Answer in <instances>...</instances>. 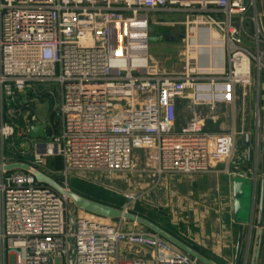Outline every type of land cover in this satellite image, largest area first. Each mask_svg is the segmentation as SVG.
Masks as SVG:
<instances>
[{
	"label": "built area",
	"instance_id": "built-area-1",
	"mask_svg": "<svg viewBox=\"0 0 264 264\" xmlns=\"http://www.w3.org/2000/svg\"><path fill=\"white\" fill-rule=\"evenodd\" d=\"M158 13L183 17L173 20L184 27V63L174 73L149 58V16ZM263 78L256 0H0V264H121L122 243L150 249L149 259L127 264H196L153 231L73 211L70 197L33 170L44 172L55 151L65 180L72 172L228 171L238 133L209 131L196 113L179 125L178 100L234 106L239 89ZM47 102L57 129L37 115ZM18 121L26 136L11 157ZM42 124L45 137L32 138L30 127ZM135 149L147 151L150 167L135 165ZM27 154L30 170L4 169Z\"/></svg>",
	"mask_w": 264,
	"mask_h": 264
},
{
	"label": "rangeland",
	"instance_id": "rangeland-1",
	"mask_svg": "<svg viewBox=\"0 0 264 264\" xmlns=\"http://www.w3.org/2000/svg\"><path fill=\"white\" fill-rule=\"evenodd\" d=\"M257 9L264 33V0H257ZM165 16L166 14L161 13L149 16L148 51L162 71H178L182 67L179 56L184 49L182 37L169 41L166 27L172 22H153L154 18L162 19ZM174 16L175 19H183L177 14ZM259 88L256 83H253L245 89H239L234 106L225 102L217 103L214 107L194 106L197 108L193 112L190 111L191 113H188L185 103L179 107L177 113L179 125L189 121L196 113L203 120V126L207 130L228 132L235 129L238 133L228 171L224 172L226 177L232 172L245 168L247 164L245 137L257 130L258 119L261 125L264 122V91L262 85L260 90ZM49 106V103L39 105L37 115L42 121L49 118L53 128L57 129V117L54 112H51ZM6 119L12 120L13 118L8 115ZM17 124V134L9 141L8 152L11 157L12 149L21 150L26 136L21 123L18 121ZM20 154L21 152L16 156L19 157ZM133 158L138 168L151 166L146 150L135 149ZM40 168L51 178L60 183L66 182L71 190H77L84 196L117 208H125L129 212L148 218L190 244L195 245L197 241L203 242L205 246H199L202 250L222 247V243H225L224 235L227 233H230V236L227 235L229 238L225 246L227 245L226 247L230 250L237 246V228L233 221V196L229 185L221 186L224 180H221L220 188L217 182L212 187H204L206 183L197 180V177L172 173L159 176L152 173L108 175L72 172L65 180L62 174V161L55 151L50 153ZM247 182L251 189L249 194H251L253 182L251 180ZM128 192L135 193L137 197L132 204H128L125 198ZM79 213L84 214L85 212L79 211ZM123 223L126 230L151 231L146 226L139 223L135 225L127 219ZM262 246H264V240ZM195 263L198 262L195 260Z\"/></svg>",
	"mask_w": 264,
	"mask_h": 264
},
{
	"label": "crops",
	"instance_id": "crops-1",
	"mask_svg": "<svg viewBox=\"0 0 264 264\" xmlns=\"http://www.w3.org/2000/svg\"><path fill=\"white\" fill-rule=\"evenodd\" d=\"M178 16H181V15H178ZM174 17L175 16L166 15L165 18H162V20L172 22L169 25L167 24L168 26L166 27L167 28L166 31L168 34L167 39L169 41L177 40V38L180 39V37H183V34H184L183 25L173 22V20H178V19H175ZM178 21H181V19H179ZM153 38L155 39L154 36H153ZM169 44L175 45L176 43H169ZM182 45L184 47L183 43H182ZM148 54H149L150 60L154 63H157L153 59V57L149 51H148ZM179 54H180L179 56L181 58L182 65H183V63H184V49ZM164 72L174 73L177 71H164ZM261 85L263 86V91H264V78L262 79V82L260 84V88H261ZM260 88H259V90H260ZM184 103L187 106L188 113L193 112L195 110V108H197V107H194L195 105L192 103V101L190 99H180V100H178L177 113H178L180 105H182ZM189 117H190V115H189ZM258 124H260L259 119H258ZM263 131H264V122L262 125L260 124V127L258 130H256L254 133L252 132V134L249 135V137H250L249 144L247 143V139L245 137V139H246L245 140L246 141L245 154L247 155V164H246L244 169H239L236 172H232V174L230 176L227 175L228 177H226L224 172H222V171H214V172H210V173H201V174L190 175L194 178L197 177V180H200L203 183H206L204 185V187L205 186L206 187L207 186L212 187V185H214L215 182H217V185L219 183V188H220V183L222 182L221 180H224L223 185H221V186L226 187L229 185L231 192H232V196H233V177H234V175H240L241 177H246L248 180H251L253 182V189L256 191L255 192V199H254V208H253V223L251 224L249 222H246L243 224L244 225L243 226V236H242L241 248L239 250V255L237 254V249H238L240 223L235 221L234 210H233V221H234L236 228H237V240H236L237 246L232 250L227 248L226 247L227 245L225 246V244L228 242V238H229L227 235L229 234V236H230V233H227L224 235L225 243H222V245H223L222 247H220V248H208L207 251L199 248L200 245L205 246V244L203 242L197 241L198 243H196L195 245L190 244V243L186 242L185 240H183L182 238L171 233L174 236L178 237L180 240L184 241L185 243H187L188 245L193 247L195 250L200 252L202 255H204L205 257H207L211 261H213L215 264H250L251 263L252 251H253V246H254V239H255V234H256V230H257V220H258V216H259L260 185H261L262 178H264ZM216 132H223V131H216ZM225 178L227 179V183H226ZM205 190L207 191V188H205ZM232 207H233V201H232ZM131 222H133V221H131ZM263 222H264V218H263ZM149 257H150V249H148L146 247H140V246L130 245L127 243H122L120 246V249H119V258H120L121 264H127L130 261L135 260V259H149ZM195 260L198 262L197 264H204L201 261H198L197 259H195ZM259 264H264V246H262V249H261Z\"/></svg>",
	"mask_w": 264,
	"mask_h": 264
},
{
	"label": "water",
	"instance_id": "water-1",
	"mask_svg": "<svg viewBox=\"0 0 264 264\" xmlns=\"http://www.w3.org/2000/svg\"><path fill=\"white\" fill-rule=\"evenodd\" d=\"M246 3L247 0H244ZM247 45L252 46L251 44L245 42ZM29 134L32 138L45 137V124L39 126H31L29 129ZM247 143L249 144L250 137L246 136ZM263 153H264V131H263ZM34 155L27 154L23 162H14L6 165L5 170L13 169H24L30 170V163L34 162ZM222 167V166H221ZM33 173L37 177L38 181L41 183H47L59 190L62 193H66L73 202V211L78 208L90 213L97 214L102 217L110 219H127L130 221L137 222L142 224L152 230L153 232L159 234L163 238L167 239L193 258L201 261L204 264H215L213 261L202 255L200 252L195 250L193 247L180 240L178 237L174 236L155 222L135 214L133 212L126 211L121 208L111 206L109 204L85 197L84 195L68 189L65 190L55 179L51 178L49 175L45 174L41 170L34 169ZM249 181L246 177H241L240 175H234L233 177V210L235 221L240 223L239 239H238V249L237 254L239 255V250L241 248L242 236H243V224L246 222L253 223V208H254V199H255V190H252V193L249 194L250 188L248 186ZM263 213H264V178L261 180L260 185V199H259V216L257 220V230L254 239V246L252 251L251 263L250 264H259L260 253L263 243ZM74 214L72 213V220Z\"/></svg>",
	"mask_w": 264,
	"mask_h": 264
},
{
	"label": "trees",
	"instance_id": "trees-1",
	"mask_svg": "<svg viewBox=\"0 0 264 264\" xmlns=\"http://www.w3.org/2000/svg\"><path fill=\"white\" fill-rule=\"evenodd\" d=\"M74 191H76L77 192V190H74ZM79 193V192H78ZM81 194V193H80ZM83 195V194H82ZM85 197H87V196H85ZM88 198H90V197H88ZM91 199H93V198H91ZM95 200V199H94ZM168 231V230H167ZM169 232V231H168ZM171 233V232H170Z\"/></svg>",
	"mask_w": 264,
	"mask_h": 264
},
{
	"label": "flooded vegetation",
	"instance_id": "flooded-vegetation-1",
	"mask_svg": "<svg viewBox=\"0 0 264 264\" xmlns=\"http://www.w3.org/2000/svg\"><path fill=\"white\" fill-rule=\"evenodd\" d=\"M160 20H162V19H160ZM263 218H264V213H263Z\"/></svg>",
	"mask_w": 264,
	"mask_h": 264
}]
</instances>
